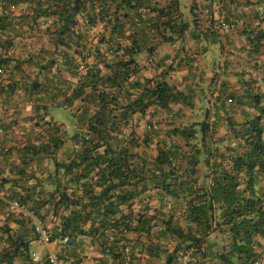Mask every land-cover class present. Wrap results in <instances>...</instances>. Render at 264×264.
Instances as JSON below:
<instances>
[{
  "label": "trees",
  "instance_id": "trees-1",
  "mask_svg": "<svg viewBox=\"0 0 264 264\" xmlns=\"http://www.w3.org/2000/svg\"><path fill=\"white\" fill-rule=\"evenodd\" d=\"M153 1L0 0V8L7 3L28 4L35 22L56 18L53 67L61 57L63 69L79 76V66L91 59L87 74L75 87L57 92L69 107L80 103L71 111L85 127L71 138L76 148L68 161L60 162L64 134L56 126L51 128L49 142L38 151L50 154L55 166L46 178L49 189L43 185L30 208L18 202L44 222L51 242L62 235L69 238L66 251L73 248L76 256L72 259L77 264L85 237L91 238L92 246L111 264H143L144 256L148 263L167 257V264H180V254L188 253L189 264H264L256 241L264 238L261 97L229 94L232 105H227L228 98L217 100L221 110L234 106L259 111L243 123L233 117L227 125L211 122L207 114L202 122L177 126L172 116L155 122V111L144 134L131 124L136 114L145 116L154 109L169 112L174 104L194 106L192 98L165 78L141 81L134 61L141 49L136 41L124 45L142 31H161L165 43L182 40L189 31L187 22L176 23V3L157 9ZM152 12L158 13L160 24L144 20ZM11 26L0 15V31L11 30ZM98 26L104 33L90 42L91 31ZM246 35L252 50L262 46L263 29H250ZM3 68L8 64L0 60V76ZM172 71L170 67L166 75ZM50 120L47 124L53 123ZM162 123L168 129L164 136L159 131ZM223 126L227 134L219 136ZM153 145L157 154L150 159L147 151ZM36 152L34 148V156ZM3 228L8 245L0 254V264H40L32 258L24 238H13L11 230ZM66 251L61 256L65 262Z\"/></svg>",
  "mask_w": 264,
  "mask_h": 264
},
{
  "label": "crops",
  "instance_id": "crops-1",
  "mask_svg": "<svg viewBox=\"0 0 264 264\" xmlns=\"http://www.w3.org/2000/svg\"><path fill=\"white\" fill-rule=\"evenodd\" d=\"M171 3H176L178 7L176 23L180 24L183 20L190 25L182 40L165 43L161 31L153 29L142 31L124 45L130 46L136 41L141 49L134 56L141 81L165 78L177 90L192 98L194 106L174 104L169 112L150 110L145 116L136 114L131 124L135 126V121L142 118L147 125L155 118L152 113L157 111L156 118L167 120L172 116L176 123L179 121V125H185V114H188V110L194 111L195 101L206 96L211 107L205 115H209L211 122L227 125L228 119L233 117L238 123H243L247 117L258 116L259 111L249 107L228 106L221 110L218 101L228 98L227 105H232L233 99L227 95L239 97L253 94L260 96L261 105H264V42L259 49L252 50L246 35L250 29L264 30V0H154L152 7L163 9ZM28 6L26 3H7L0 8V15L13 25L11 30L0 31V48L3 49L0 60L8 64L0 76V254L8 245V234L2 230L5 227L11 230L13 238H24L32 254H38L34 251L40 250L41 254L47 252L50 255L56 252L59 242H41L33 233V227L24 222L21 216L14 215L7 219V207L14 200L22 202L24 208L34 206L33 198L55 170L52 156L38 152L42 144L45 146L49 142L50 129L56 126L64 134L65 142L58 152V160L66 162L70 151L76 148L72 136L85 127L71 112L80 103L75 102L73 107H69L64 97L57 94L62 87H75L79 78L63 69L61 57L57 59L58 65H52L55 50L52 33L57 28L54 24L56 18L35 22L32 19L33 11ZM157 15V12H152L144 20L160 24L162 19ZM137 20L134 21L139 23ZM126 28L128 30L129 26ZM103 33L102 26L94 28L89 41L96 42ZM130 33L126 32V35ZM45 66L48 68L43 70ZM170 67L174 71L166 75ZM106 72L103 70V73ZM39 84L42 85L39 87ZM248 84L251 88L245 87ZM222 92L225 95L222 96ZM45 118L52 119L53 123L47 124ZM225 134L227 126L219 131V136ZM45 187L49 189L47 185ZM153 204L157 205V200ZM158 231L159 228L155 234ZM130 238H135V235ZM82 239L84 246L79 248L77 255L81 259L80 264H111L109 259L97 252V247L96 252L89 250L91 238ZM256 241L264 261V238L257 237ZM72 251L73 248L66 251L67 264H71L69 260L76 256ZM38 255L41 257L40 264H50L47 261L49 255L46 258Z\"/></svg>",
  "mask_w": 264,
  "mask_h": 264
},
{
  "label": "built area",
  "instance_id": "built-area-1",
  "mask_svg": "<svg viewBox=\"0 0 264 264\" xmlns=\"http://www.w3.org/2000/svg\"><path fill=\"white\" fill-rule=\"evenodd\" d=\"M228 28V27H227ZM89 70V67L87 66V63H82L78 68V78L84 77ZM1 72V71H0ZM45 122L49 123L50 119L45 118ZM13 214L20 215L21 217L30 219L34 228L35 235L39 237V240L43 243H51L50 241V234L45 230L44 228V222L39 219L35 214L26 211L17 200L11 201L8 204L7 211H6V217L12 216ZM58 244V253H52L48 256L47 261L50 264H67L64 260L61 259V256L65 253L67 245L69 243V238L67 236H61ZM174 246L173 244L169 245V248ZM32 258L35 259V261L39 262L41 261V257L38 254L33 253ZM178 261L180 264H189L191 261L190 253L188 254H180V257L178 258Z\"/></svg>",
  "mask_w": 264,
  "mask_h": 264
},
{
  "label": "rangeland",
  "instance_id": "rangeland-1",
  "mask_svg": "<svg viewBox=\"0 0 264 264\" xmlns=\"http://www.w3.org/2000/svg\"><path fill=\"white\" fill-rule=\"evenodd\" d=\"M210 107H211V102H210L208 96L204 97V99H202V100L195 101V108L196 109H194V111L188 110V114H185L187 116H185L184 123H193V122H202V121H204L206 119L205 112H207L208 111V108H210ZM164 119L165 118H159V119L156 118L155 119V122L158 121V120L160 121V120H164ZM145 121L146 120H144V119L141 118L138 121H135V123H134L135 126H138L137 129H139V130L137 132L139 134H144V132L148 128L147 125L145 124ZM164 123L161 124V128L159 129L161 136H164L165 135V132L168 130V129H166L167 127L165 126L166 124H164ZM179 124L180 123L178 121V123H176V125L177 126H180ZM156 154H157L156 145H153L147 151V155H148V157L150 159H153L156 156ZM14 215L16 216V214H13L12 216H14ZM29 226L30 227H33L32 223H30V221H29ZM40 247L43 248V249H45L42 246H40ZM38 249H40V248H38ZM90 249H92L94 252H96L95 251V247H93L92 244H91V248H89V250ZM58 251L59 250H58V245H57V248H56V252L55 253H58ZM34 252L40 254L43 258H46L49 255V254H47V252H45L46 254H44V252H43V254H41L42 252L40 250H36ZM66 261H68V260H66ZM69 261H70L71 264L76 263V262H74V259H72V258ZM142 262H143V264H167V257H162L161 259L156 260V261H152L151 263H148L149 262L148 261V258H145L144 261H142Z\"/></svg>",
  "mask_w": 264,
  "mask_h": 264
}]
</instances>
